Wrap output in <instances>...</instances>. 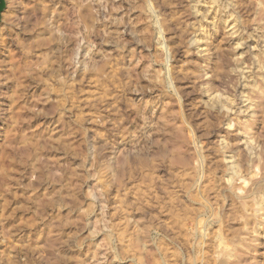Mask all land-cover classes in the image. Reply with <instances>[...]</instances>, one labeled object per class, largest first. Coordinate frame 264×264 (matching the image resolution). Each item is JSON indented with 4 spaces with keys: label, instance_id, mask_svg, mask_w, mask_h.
<instances>
[{
    "label": "rangeland",
    "instance_id": "rangeland-1",
    "mask_svg": "<svg viewBox=\"0 0 264 264\" xmlns=\"http://www.w3.org/2000/svg\"><path fill=\"white\" fill-rule=\"evenodd\" d=\"M0 264H264V0H7Z\"/></svg>",
    "mask_w": 264,
    "mask_h": 264
},
{
    "label": "water",
    "instance_id": "water-1",
    "mask_svg": "<svg viewBox=\"0 0 264 264\" xmlns=\"http://www.w3.org/2000/svg\"><path fill=\"white\" fill-rule=\"evenodd\" d=\"M7 8V0H0V22L2 21V16Z\"/></svg>",
    "mask_w": 264,
    "mask_h": 264
},
{
    "label": "bare ground",
    "instance_id": "bare-ground-1",
    "mask_svg": "<svg viewBox=\"0 0 264 264\" xmlns=\"http://www.w3.org/2000/svg\"><path fill=\"white\" fill-rule=\"evenodd\" d=\"M232 26V25H231ZM230 27V26H229Z\"/></svg>",
    "mask_w": 264,
    "mask_h": 264
}]
</instances>
